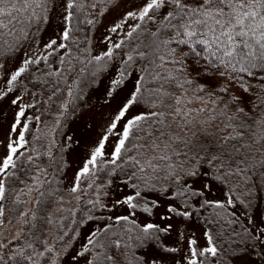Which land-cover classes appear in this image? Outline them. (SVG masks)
<instances>
[{
    "label": "snow or ice",
    "instance_id": "snow-or-ice-1",
    "mask_svg": "<svg viewBox=\"0 0 264 264\" xmlns=\"http://www.w3.org/2000/svg\"><path fill=\"white\" fill-rule=\"evenodd\" d=\"M5 118L0 264H264V0H0Z\"/></svg>",
    "mask_w": 264,
    "mask_h": 264
},
{
    "label": "rangeland",
    "instance_id": "rangeland-1",
    "mask_svg": "<svg viewBox=\"0 0 264 264\" xmlns=\"http://www.w3.org/2000/svg\"><path fill=\"white\" fill-rule=\"evenodd\" d=\"M110 20H111V17H106L103 20V23H101L100 25H98L95 28V31H94V33L92 35V44L93 45H97L98 44L99 38L103 35L104 25L110 23ZM92 104L93 105H96L95 97L92 98ZM95 111L96 112H99L100 111L99 106H96L95 107ZM82 112L87 113V115H85V118H84V121L83 122L77 121L76 127H77V133L82 138H85L86 139V130H85L83 124L85 122H87L89 119L92 118V113L89 112L88 109H84V110H82ZM101 124H102V121H101L100 117L97 116L95 118V128H94V130L93 129H88L87 130V134L88 135H94V132L100 131ZM7 128H8V120H7V118H5L3 120H0V139H3L4 134L7 131ZM2 154H3L2 153V149H0V155H2ZM82 231H84V230H82Z\"/></svg>",
    "mask_w": 264,
    "mask_h": 264
},
{
    "label": "trees",
    "instance_id": "trees-1",
    "mask_svg": "<svg viewBox=\"0 0 264 264\" xmlns=\"http://www.w3.org/2000/svg\"><path fill=\"white\" fill-rule=\"evenodd\" d=\"M95 28H96V27H95ZM95 28L92 29V32H91V34H90V35H91V38H92V35H93L94 31H95Z\"/></svg>",
    "mask_w": 264,
    "mask_h": 264
}]
</instances>
